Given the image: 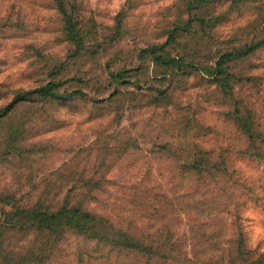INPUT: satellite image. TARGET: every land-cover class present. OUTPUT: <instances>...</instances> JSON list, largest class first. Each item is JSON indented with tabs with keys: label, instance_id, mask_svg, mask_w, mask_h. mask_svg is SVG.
I'll list each match as a JSON object with an SVG mask.
<instances>
[{
	"label": "rangeland",
	"instance_id": "374dc122",
	"mask_svg": "<svg viewBox=\"0 0 264 264\" xmlns=\"http://www.w3.org/2000/svg\"><path fill=\"white\" fill-rule=\"evenodd\" d=\"M49 83L0 116V264H264V0H0V111Z\"/></svg>",
	"mask_w": 264,
	"mask_h": 264
},
{
	"label": "trees",
	"instance_id": "16d2710c",
	"mask_svg": "<svg viewBox=\"0 0 264 264\" xmlns=\"http://www.w3.org/2000/svg\"><path fill=\"white\" fill-rule=\"evenodd\" d=\"M72 32H73L72 29H70L71 34H72ZM74 36L75 35H73V37ZM157 60L161 61V58L158 57ZM32 93H37V94L42 95V96H50V97L56 98V99H64V98H73L77 95L83 94V91L82 90H73L69 94H64V93H61L58 89H56L55 85L53 83H49L48 85L39 87V88L35 89L34 91H29V92H26V93H23V94L16 96L8 106H6L4 109H2L0 111V116L7 115L17 103L27 100ZM80 222L81 221L77 222L78 228L81 226ZM116 245L121 247V248H128L131 250L138 251V246L135 243H133V241H131L130 243L116 242ZM190 260H191V258H190Z\"/></svg>",
	"mask_w": 264,
	"mask_h": 264
}]
</instances>
